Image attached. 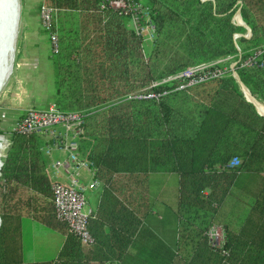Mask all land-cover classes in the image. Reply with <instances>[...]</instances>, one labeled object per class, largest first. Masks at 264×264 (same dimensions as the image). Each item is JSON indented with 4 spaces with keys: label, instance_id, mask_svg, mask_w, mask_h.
<instances>
[{
    "label": "trees",
    "instance_id": "obj_1",
    "mask_svg": "<svg viewBox=\"0 0 264 264\" xmlns=\"http://www.w3.org/2000/svg\"><path fill=\"white\" fill-rule=\"evenodd\" d=\"M240 1L144 0L156 31L145 56L119 10L101 8L100 0H51L83 14L51 59L56 105L87 113V158L102 183L88 215L93 241L83 244L55 216L38 136L8 130L11 143L0 155V264H264V115L231 73L182 89H174L175 80L152 84L188 64H227L237 55L235 43L243 57L262 47L264 0ZM238 9L250 37L233 38L246 31L232 21ZM235 68L264 105V64ZM212 81L208 99L190 104L195 90ZM162 89L168 92L158 98L127 97ZM234 156L239 163L230 166ZM156 171L174 172L178 182L172 241L144 223L155 197L166 198L153 189ZM236 188L244 192L237 201ZM22 216L63 234L53 258L22 259ZM213 223L224 228L221 246L208 241Z\"/></svg>",
    "mask_w": 264,
    "mask_h": 264
},
{
    "label": "built area",
    "instance_id": "obj_2",
    "mask_svg": "<svg viewBox=\"0 0 264 264\" xmlns=\"http://www.w3.org/2000/svg\"><path fill=\"white\" fill-rule=\"evenodd\" d=\"M237 2L241 3L240 0H237ZM100 7H111L128 16L129 24L139 36L140 41H149L155 38V25L149 9L144 5V0H100ZM41 14L45 27L51 31L53 7L41 5ZM239 17L244 23L240 15ZM234 23L237 24L238 22L235 21ZM241 35L249 37L250 32H235L233 38L236 39ZM55 36V34H52L53 39L56 38ZM56 41L57 38L54 41L55 50L57 49ZM235 45L238 51L237 55L227 64H218L220 60L188 64L177 73L168 75L159 81H153L152 84L156 85L166 80H175L174 89H182L220 78L228 73H231L238 80L239 76L235 68L237 63L248 66H263L264 44L262 47L254 49L253 53L247 57H243L240 47L236 43ZM167 92L168 89L137 91L129 93L127 97L158 98ZM86 114L85 110L62 109L56 105L28 107L24 114L15 120L13 128L10 129L24 134H35L38 139L44 138L45 144L42 150L46 154H50L56 148L66 151L64 157L56 158L52 164L54 171L58 172L60 169L59 171L67 176V180L50 179L52 203L57 219L65 222L68 229L76 234L83 244H89L93 241V236L87 224L90 212L84 209L87 204L86 191L96 187L99 183L97 179L83 182L78 177L79 168L90 164L88 158L81 155V141L89 139L84 128ZM4 139V142L0 141V147L4 151L3 155L11 143L8 134ZM238 163L239 158L236 156L228 162L230 166H236ZM207 237L211 244L221 246L225 240L224 228L216 223L211 224L207 229Z\"/></svg>",
    "mask_w": 264,
    "mask_h": 264
},
{
    "label": "rangeland",
    "instance_id": "obj_3",
    "mask_svg": "<svg viewBox=\"0 0 264 264\" xmlns=\"http://www.w3.org/2000/svg\"><path fill=\"white\" fill-rule=\"evenodd\" d=\"M41 5L53 7L52 30L49 31L42 21ZM236 15V14H235ZM234 15V16H235ZM83 14L79 11L66 7H59L51 2V0H19V22L18 33L15 41V50L13 53V61L8 77L0 90V100L5 104L18 105L25 107H48L56 105L55 100V77L56 72L51 57L60 49V37L68 33H75V27L81 23ZM235 21V20H234ZM57 38V49H54V41L52 34ZM246 33V31L244 32ZM154 39L149 41H140V48L145 56L148 55L153 46ZM53 58V57H52ZM15 59H38L37 63L27 66L25 70L21 67L18 69L15 65ZM68 61H64L65 65ZM16 69L20 72H17ZM215 82H209L204 86L195 90V97L189 102L194 103L197 99L206 101L208 99L207 90L214 85ZM256 101V100H255ZM257 102V101H256ZM64 105H69V101L64 99ZM258 105H260L257 102ZM256 104V105H257ZM57 106V105H56ZM261 106V105H260ZM263 107V106H262ZM74 108V107H70ZM7 116L0 118V125L6 126L8 130L12 129L11 122H7ZM7 122V123H6ZM2 126L0 128H2ZM6 133L0 132V141H5ZM41 141V139H39ZM3 150L0 147V155L2 157ZM155 187V185H152ZM156 189V187H155ZM154 189V190H155ZM166 196H172L167 192ZM245 199H243L244 201ZM245 202V201H244ZM86 206L84 207V209ZM44 227V226H40ZM40 227H30L29 233L37 236V241L33 242V246L37 245V249L53 250L58 241V232L52 234L43 231ZM172 232L174 226L172 225ZM167 232V231H166ZM166 234V233H165ZM29 242H31L29 240ZM59 242V241H58ZM51 253L41 256L49 257Z\"/></svg>",
    "mask_w": 264,
    "mask_h": 264
},
{
    "label": "crops",
    "instance_id": "obj_4",
    "mask_svg": "<svg viewBox=\"0 0 264 264\" xmlns=\"http://www.w3.org/2000/svg\"><path fill=\"white\" fill-rule=\"evenodd\" d=\"M18 6H19V0H18ZM18 10H19V8H18ZM236 13H238V12L236 11L234 13V15ZM234 15L232 16L233 21H234ZM240 16H241V14H240ZM241 18H242V16H241ZM237 24L243 25L242 23H237ZM245 29H246V33L250 32V35H251L250 26H249V28L245 27ZM37 61H38V59H15V62H16L15 65H16L17 69L19 67H21V68L23 67L22 69L25 70L27 66H29V65L31 66V63L34 64V63H37ZM17 69H16V71L20 72ZM241 89H242V87H241ZM242 92H243L244 97L248 101H250L254 105V108L256 109V111L258 113H260L255 102H252L251 100H249L246 97L243 90H242ZM249 92H250V90H249ZM250 94H251V92H250ZM254 97L255 96H253V99L256 98V97L255 98ZM256 101H258V100H256ZM262 103H264V102H262ZM262 106H264V105L262 104ZM28 107H30V106L26 105L25 107H21L18 105L5 104L3 100H0V118H3L5 116H7L6 114H8L7 122L8 123L11 122V124L13 125L15 120L17 118H19L22 114H24V112L26 111V109ZM2 114H3V116H2ZM260 114H262V113H260ZM1 126L2 125H0V127ZM7 131H8V129L6 126H2V128H0V132L7 133ZM39 139H41L40 145H41V149H42V147L45 144L44 138H39ZM86 143H87V139L81 141V150H82L81 155H82V157L86 156V158H87V155H88L87 152L88 151H87ZM42 154H43V158H44L45 168H46V171H47L49 178L50 179L56 178V179H60V180H67V176L65 174H63L61 171H59L60 169L58 170V172L54 171L53 166H52V164L56 158L64 157L66 155V151L56 148V149H53L50 154H46L42 150ZM154 174L157 177H156L155 181L153 182L156 189H155V187L153 189H155L157 191V194L166 195L168 192V193H172V196H171V200L169 199L168 196H166V198L164 197L165 201L161 197L156 196L155 200H154V204H153V209L151 211L147 212L144 216V223H146L147 225L150 223V225H152L151 227L154 229V231H156L158 233V235H160L161 237H166L169 241H172L174 238V235H175V231L172 232L171 227H172V225L175 227L173 212H174L175 193H176L177 188H178L177 178L174 175V172H171V171L170 172L169 171H156V172H154ZM78 177L83 182H90L94 179H97L99 181V183H98V185H96V187L88 189L86 191L87 192V204H86L85 210H87L89 212H93L96 210L97 205L99 203L101 190H102V183L97 177H95V170L90 164L88 166H82L79 168ZM236 189H237L236 192L231 194V196L233 197V200L237 201V200L241 199L244 192H242V190H240L238 188H236ZM231 206H232V204L225 205L224 210L229 211V209H232ZM163 215H166V219H165V217H163ZM216 224H218V223H216ZM41 225L44 227H40ZM219 225H221V224H219ZM20 227H21V234H20L21 255H22V259L24 261L34 262V261L49 260L57 254V251H58V249H59V247H60V245L64 239V236L62 233H60L59 231H57L53 228H50L49 226H47V225L29 217V216H22L21 217ZM30 227H34L35 229H36V227H40L43 231L48 232L50 234L54 233L55 231L58 232L60 235H58L59 237L57 239L59 242L57 241L56 247L53 250H51V252H49V250L37 249L36 248L37 245L33 246L32 248H29L30 246H32L33 242L37 241L36 234L34 236L32 234V232H30V233L28 232ZM173 230H174V228H173ZM29 240L31 242H29ZM46 253H51V254L47 258H46V256H41V255H44ZM104 264H109V263L105 262Z\"/></svg>",
    "mask_w": 264,
    "mask_h": 264
},
{
    "label": "bare ground",
    "instance_id": "obj_5",
    "mask_svg": "<svg viewBox=\"0 0 264 264\" xmlns=\"http://www.w3.org/2000/svg\"><path fill=\"white\" fill-rule=\"evenodd\" d=\"M18 0H0V90L8 77L13 61L15 50V41L18 33L19 10ZM234 20L243 23L238 15ZM247 96L251 101L257 102L250 97L248 90L245 89ZM258 110L264 113V107L257 104Z\"/></svg>",
    "mask_w": 264,
    "mask_h": 264
},
{
    "label": "water",
    "instance_id": "obj_6",
    "mask_svg": "<svg viewBox=\"0 0 264 264\" xmlns=\"http://www.w3.org/2000/svg\"><path fill=\"white\" fill-rule=\"evenodd\" d=\"M237 12H238V14L240 15L239 10H237ZM242 24H243L245 27H248V28H249V26H248L245 22L242 23ZM238 81H239V83H240V85H241V87H242V90L244 91L246 97L249 99V97L247 96L246 91H245V89H247V90H248V94L250 93L248 87H247V86H246V85L240 80V78H238ZM250 97H253V96L250 94ZM249 100H251V99H249ZM252 102H254V101H252ZM256 106H257V105H256ZM260 113H261V112H260ZM262 114H264V113H262ZM2 163H3V161H2V159H0V167H1ZM0 174H1V171H0Z\"/></svg>",
    "mask_w": 264,
    "mask_h": 264
}]
</instances>
